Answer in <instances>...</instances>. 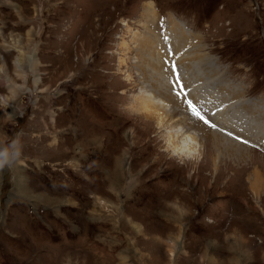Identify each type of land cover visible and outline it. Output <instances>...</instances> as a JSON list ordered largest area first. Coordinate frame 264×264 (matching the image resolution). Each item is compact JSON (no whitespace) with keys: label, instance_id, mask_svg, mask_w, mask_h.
Listing matches in <instances>:
<instances>
[{"label":"rangeland","instance_id":"obj_1","mask_svg":"<svg viewBox=\"0 0 264 264\" xmlns=\"http://www.w3.org/2000/svg\"><path fill=\"white\" fill-rule=\"evenodd\" d=\"M160 77L264 126V0H0V264H264V142L177 159Z\"/></svg>","mask_w":264,"mask_h":264},{"label":"bare ground","instance_id":"obj_2","mask_svg":"<svg viewBox=\"0 0 264 264\" xmlns=\"http://www.w3.org/2000/svg\"><path fill=\"white\" fill-rule=\"evenodd\" d=\"M155 6V5H154ZM144 13L142 17H145L146 10L150 12V9L144 8ZM153 14L156 15V9L153 8ZM185 33V32H184ZM168 54V53H167ZM178 59V58H177ZM170 61V60H169ZM163 75V73H161ZM159 78V77H157ZM156 85L155 88L152 89L153 93H158V99H155L153 93L149 91L152 99H145L147 102H140L139 99L136 103V107L134 108V112L138 115H142L141 111L144 108L149 109L150 105H153L157 108V111L161 114V116H149L148 119H154L157 121L159 127L162 124L163 128H167L166 137H168L169 143H173L174 140L180 141L183 145V148H178L173 146V154L177 157V159L181 161H195L199 160L204 164L209 158H206V152L204 150V145L206 140H211L214 143L216 155L218 154H230L229 156H239L243 154H251L254 153L249 150L245 143L239 142L231 138L228 134L224 132H220L216 129V131L206 130L203 125L197 123L191 115V112L186 105L185 102H182L181 98H178L176 93L177 91L170 85V82L164 81L163 77H160L159 80L154 81ZM181 96V95H180ZM150 101V102H148ZM202 103V102H201ZM149 104V105H147ZM203 107L199 108L204 112L205 116L214 121L216 124L226 122L229 128H237V132L241 136L250 135L255 140H260V143L264 142V126L252 125L247 127V118L243 117L242 121L235 123V119H232L231 122H228V118L226 120L218 118V112L215 107L209 108V103H204ZM197 106V104H195ZM202 105V104H200ZM249 105V104H248ZM211 106V104H210ZM254 106V105H253ZM209 108V109H208ZM252 108V107H251ZM211 110V111H209ZM253 112V111H252ZM254 113V112H253ZM221 114V113H220ZM224 117V116H223ZM227 117V116H226ZM168 119V121H164ZM230 119V117H229ZM263 122V121H262ZM237 125V126H236ZM223 126V125H222ZM224 128V126H223ZM225 129V128H224ZM251 137H249L251 139ZM200 138V139H198ZM248 138V137H247ZM198 141V144H197ZM258 142V141H257ZM264 144V143H263ZM212 148V147H211ZM210 148V149H211ZM203 152V157L202 153ZM201 154V155H200ZM209 154V153H208ZM211 154V153H210ZM202 157V158H201ZM214 157V155H213ZM212 157V159H213ZM253 161V160H252ZM200 162V163H201ZM199 165V164H198ZM213 169L218 172L219 165L216 161ZM256 178L251 177L253 182V188L258 184L259 177L258 175H254ZM251 181V183H252ZM250 182V181H249Z\"/></svg>","mask_w":264,"mask_h":264},{"label":"snow or ice","instance_id":"obj_3","mask_svg":"<svg viewBox=\"0 0 264 264\" xmlns=\"http://www.w3.org/2000/svg\"><path fill=\"white\" fill-rule=\"evenodd\" d=\"M164 39L167 42L169 38L167 36H165ZM169 52L171 53V48L169 49ZM170 69H171V71L176 76V84H179L180 85L181 92H184V90L186 88V85H184V84L181 83V77H180L179 72L177 71V65H176L175 62H173V63L170 64ZM173 87L175 88V85H173ZM176 95H177L178 98H181L182 99V102L187 103L188 108H189V110L191 112V115H193L194 117H196L198 120H200L201 122H203L208 127H211L213 129H215L217 127V125L215 123H212L208 118H206V116L202 113V110L199 109V108H197L196 105H195V103L192 100L186 99V97H187V93L186 92H185V96L184 97H181L180 96V92H177ZM221 131H223V130L221 129ZM228 135L231 136L232 134L231 133H228ZM236 139L239 140L240 137H236ZM242 142L245 143V144L248 143L247 140H243Z\"/></svg>","mask_w":264,"mask_h":264},{"label":"clouds","instance_id":"obj_4","mask_svg":"<svg viewBox=\"0 0 264 264\" xmlns=\"http://www.w3.org/2000/svg\"><path fill=\"white\" fill-rule=\"evenodd\" d=\"M18 156L19 150L17 148V141H13L10 148L0 150V168L5 167L6 165H11Z\"/></svg>","mask_w":264,"mask_h":264}]
</instances>
